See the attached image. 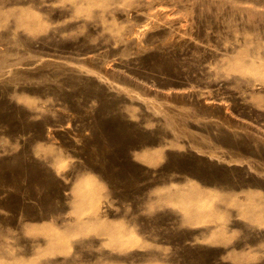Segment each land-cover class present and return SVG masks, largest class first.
<instances>
[{
	"label": "rangeland",
	"instance_id": "rangeland-1",
	"mask_svg": "<svg viewBox=\"0 0 264 264\" xmlns=\"http://www.w3.org/2000/svg\"><path fill=\"white\" fill-rule=\"evenodd\" d=\"M0 111V264H264V0H0Z\"/></svg>",
	"mask_w": 264,
	"mask_h": 264
},
{
	"label": "bare ground",
	"instance_id": "bare-ground-1",
	"mask_svg": "<svg viewBox=\"0 0 264 264\" xmlns=\"http://www.w3.org/2000/svg\"><path fill=\"white\" fill-rule=\"evenodd\" d=\"M158 6V5H157ZM157 6H154V8L153 9H155V8H157ZM139 8V7H138ZM151 9H152V7H151ZM127 10V9H126ZM136 10V9H135ZM148 10V9H147ZM130 12V14L131 13H133V10L131 11H129ZM150 12H153V11H151L150 10ZM127 13V12H126ZM155 19V18H154ZM157 19V18H156ZM155 19V20H156ZM223 20H221L222 22L223 21H228V20H230V18H229V16H223V18H222ZM154 21V20H153ZM220 21V20H219ZM226 22H224V26H223V31H226V32H228L227 33V35H233L234 36V33L232 32V30H230L233 26H232V24L231 23H229V24H226L225 25V23ZM185 26V25H184ZM185 28V27H184ZM183 28V29H184ZM186 29V28H185ZM185 29H184V31H185ZM189 31V30H188ZM40 33V32H39ZM136 35L138 34L136 31L134 32ZM116 35H118V34H116ZM34 36H36V35H34ZM199 38V37H198ZM202 38V37H201ZM43 39V38H42ZM46 39V38H45ZM48 39V38H47ZM215 40H216V38H211L210 39V41H212V43H215ZM41 41V40H40ZM44 41V40H43ZM217 41V40H216ZM218 42V41H217ZM48 43V42H47ZM211 43V42H210ZM43 46V45H42ZM214 46V45H213ZM255 47V46H254ZM38 50V49H37ZM255 50V49H254ZM31 51V50H30ZM43 51V50H42ZM38 52V51H37ZM45 52V51H44ZM242 54V53H241ZM35 63V62H34ZM183 68H185V64L183 63V62H176V63H174V64H172L171 66H168L165 70H164V72H166V73H169V74H171V72H173V71H175V70H177V71H181ZM46 69H47V72L49 73V74H53V73H55L54 72V69H55V67L54 66H52V65H49V66H46ZM157 71H159V70H157ZM136 76V75H135ZM157 77H158V75H156L155 76V78L154 79H157ZM144 78V79H143ZM145 80L146 81V79H148V78H146V76H144V77H142L141 78V80ZM253 81V80H252ZM214 82V81H213ZM193 83V82H192ZM228 85H230V84H228ZM248 85V84H247ZM154 86L155 87H157V88H161V89H169V88H173V87H171V86H168L167 84H166V82L165 83H159V84H154ZM193 86V85H192ZM195 86H201V84L199 83V82H195ZM204 86V85H203ZM249 86V85H248ZM45 87V86H44ZM175 87V86H174ZM205 87V86H204ZM214 87L215 86H213V84H210V86L208 87L209 89H211V90H209V91H203V92H200V94L198 95V99H199V101L201 102V103H205L206 101H209V100H211V99H215L216 98V90L214 89ZM233 87V86H232ZM227 88V87H226ZM117 89H121L120 87H117ZM174 89V88H173ZM81 90V89H80ZM170 90V89H169ZM205 90V89H204ZM208 90V89H207ZM226 91V90H225ZM28 92V91H27ZM227 92V91H226ZM225 92V93H226ZM15 93V92H14ZM13 93V94H14ZM31 94V93H30ZM8 95V94H7ZM24 95V94H23ZM19 96H21V95H19ZM26 96V95H25ZM33 96V95H32ZM43 96V95H42ZM45 96V95H44ZM66 96V95H65ZM8 97V96H7ZM16 97V96H15ZM22 97V96H21ZM49 97V96H48ZM41 98V97H40ZM11 99V98H10ZM17 99V98H16ZM24 99V98H23ZM50 99V98H49ZM71 99V98H70ZM12 100V99H11ZM81 100V99H80ZM222 100V99H221ZM37 101V100H36ZM45 101V100H44ZM93 101H94V99H93ZM97 101H98V99H97ZM46 102V101H45ZM49 102V101H48ZM79 102V101H78ZM77 102V103H78ZM19 103H21V102H19ZM76 103V104H77ZM98 103V102H97ZM232 103V102H231ZM236 103V102H235ZM55 104H57V103H55ZM48 105V104H47ZM51 105V104H50ZM53 105V104H52ZM59 105V104H58ZM86 105V104H85ZM89 105V104H88ZM230 105V104H229ZM6 106H8V105H6ZM62 106H64L65 107V105H63L62 104ZM96 106V105H95ZM37 107V106H36ZM48 107V106H47ZM53 107H54V105H53ZM56 107V106H55ZM228 107V106H227ZM2 108V107H1ZM42 108V107H41ZM91 108V107H90ZM89 107H82L81 105H76L74 108H73V111L79 116V118L80 119H85V113H84V111L86 110V109H90ZM230 108V107H229ZM13 109V108H12ZM14 110V109H13ZM32 110V109H31ZM227 110V109H226ZM233 110V109H232ZM95 111H97V110H95ZM231 111V110H230ZM1 112V111H0ZM3 112V111H2ZM31 114V113H30ZM243 114V113H242ZM15 116V115H14ZM30 117V116H29ZM13 122V121H12ZM65 122V121H64ZM81 122H82V120H81ZM84 122V121H83ZM15 124V123H14ZM32 125V124H31ZM5 128V127H4ZM6 129H7V127H6ZM29 131V130H28ZM31 131V130H30ZM12 132V131H11ZM2 133V132H1ZM29 133V132H28ZM96 139V138H95ZM128 141V140H127ZM18 143V142H17ZM31 150V149H30ZM175 151V150H174ZM167 157V156H166ZM173 163V162H172Z\"/></svg>",
	"mask_w": 264,
	"mask_h": 264
}]
</instances>
